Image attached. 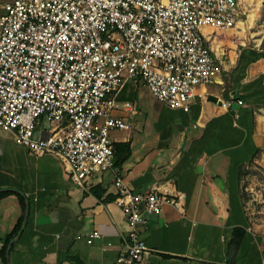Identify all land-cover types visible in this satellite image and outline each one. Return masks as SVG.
<instances>
[{"label":"crops","instance_id":"obj_1","mask_svg":"<svg viewBox=\"0 0 264 264\" xmlns=\"http://www.w3.org/2000/svg\"><path fill=\"white\" fill-rule=\"evenodd\" d=\"M246 29V23L203 29L222 71L198 86L206 97H196L189 111L156 98L144 103L134 88L118 102H135L138 113L121 107L113 112L131 125L130 131L111 133L115 144L131 145L130 157L115 166L131 189L186 196L182 211L166 206L140 226L152 250L146 264H262L264 49L244 44ZM247 58L252 62L246 68ZM237 91L244 104L235 112L209 99L231 100ZM114 179L108 170L81 187L58 157L35 156L13 132L0 129V264H114L127 249V217L115 202ZM94 187L100 197L90 191ZM93 231L102 236L89 243Z\"/></svg>","mask_w":264,"mask_h":264},{"label":"built area","instance_id":"obj_2","mask_svg":"<svg viewBox=\"0 0 264 264\" xmlns=\"http://www.w3.org/2000/svg\"><path fill=\"white\" fill-rule=\"evenodd\" d=\"M258 4L264 0H7L0 6V129L35 156L58 157L81 187L114 171L115 202L127 217V249L114 264H146L152 250L140 226L166 206L182 211L186 198L177 190L136 193L115 168L111 133L131 125L113 112L138 113L135 102L119 103L118 93L137 80L162 104L189 111L196 97H206L198 86L222 71L203 29L240 27ZM235 102L244 104L232 98L222 105ZM101 236L93 231L88 242Z\"/></svg>","mask_w":264,"mask_h":264},{"label":"rangeland","instance_id":"obj_3","mask_svg":"<svg viewBox=\"0 0 264 264\" xmlns=\"http://www.w3.org/2000/svg\"><path fill=\"white\" fill-rule=\"evenodd\" d=\"M254 2H257V0H254ZM259 6L260 4L257 5L256 10H252L249 19L245 22L247 29L246 31L242 32V35L245 36L243 37V40L245 41L244 44L251 47H255L256 44L261 46L262 40L264 39V4H261L260 8L258 9ZM253 7H256V5L253 4ZM237 34L238 32L233 30V33H231V36L233 35L232 38H237ZM134 88L138 92L140 101L144 103L157 102L155 97L150 93L148 87L146 85L138 86L137 80L129 81L126 89L117 96L118 101H122V98L129 99L128 93L134 90Z\"/></svg>","mask_w":264,"mask_h":264},{"label":"trees","instance_id":"obj_4","mask_svg":"<svg viewBox=\"0 0 264 264\" xmlns=\"http://www.w3.org/2000/svg\"><path fill=\"white\" fill-rule=\"evenodd\" d=\"M262 49H264V39L262 40L261 46ZM242 60V55H240L239 60ZM251 59L247 58L245 59V67L247 68L250 63H251ZM229 74H227L228 76ZM234 80V78H232V81ZM114 148H115V166L119 167L121 166L131 155L132 149H131V145L130 143H116L114 144ZM93 194L97 195L100 197V194L96 191V188H91L90 190ZM5 195V192L0 193V198ZM23 207V211L25 210V205L23 203L22 205ZM23 220H24V214L20 217V219L18 220V222L16 223L15 227L13 228L12 232L9 234V238L7 240L6 246L3 249V255L6 256V247L8 245V243L11 241V239H13L15 236H17L21 230V227L23 225Z\"/></svg>","mask_w":264,"mask_h":264},{"label":"water","instance_id":"obj_5","mask_svg":"<svg viewBox=\"0 0 264 264\" xmlns=\"http://www.w3.org/2000/svg\"><path fill=\"white\" fill-rule=\"evenodd\" d=\"M241 97H242V95H241L238 91L235 92V93H233V98H234V99H239V98H241ZM209 99L212 100V101H214V102H218L219 104H222V103H223V100L219 99L218 97H216V96H214V95H210V96H209ZM238 108H239V105L235 102V103L233 104L232 111L235 112L236 110H238ZM26 215H27V213H26ZM26 219H27V216H26V218H25V222H26ZM11 244H12V242H11L10 245L8 246V252H7V253H9V251H10Z\"/></svg>","mask_w":264,"mask_h":264}]
</instances>
